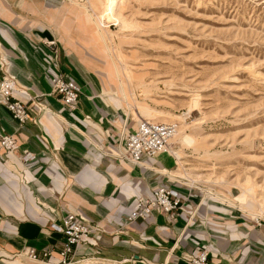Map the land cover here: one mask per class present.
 <instances>
[{
  "label": "crops",
  "instance_id": "0c3cea01",
  "mask_svg": "<svg viewBox=\"0 0 264 264\" xmlns=\"http://www.w3.org/2000/svg\"><path fill=\"white\" fill-rule=\"evenodd\" d=\"M66 11L65 0H0V78L14 76L13 95L31 112L20 126L0 106V135L15 140L10 151L0 147V264H43L19 257L26 248L50 250L46 262L59 263L65 237L54 222L68 212L104 229L90 234L95 246H78L79 263L187 264L205 248L208 264H264V218L192 188L173 154L143 157L142 165L116 156L134 117L85 62L93 64L80 53L88 41L74 27L75 11ZM51 71L79 85L74 109L52 92ZM158 185L186 198L183 209L172 216L154 209L147 220L126 223L136 199Z\"/></svg>",
  "mask_w": 264,
  "mask_h": 264
},
{
  "label": "rangeland",
  "instance_id": "374dc122",
  "mask_svg": "<svg viewBox=\"0 0 264 264\" xmlns=\"http://www.w3.org/2000/svg\"><path fill=\"white\" fill-rule=\"evenodd\" d=\"M65 1L66 15L75 11L74 27L88 41L80 53L93 64L85 62L96 66L106 94L126 109L114 70L98 59L108 61L106 45L125 66V78L133 76L135 104L128 111L134 124L146 119L190 127L191 142L176 149L173 138L162 151L176 156L183 181L241 202L248 215L264 205V0H114L124 24L106 18V44L93 18ZM89 1L99 16L102 0ZM144 108L156 112L146 117Z\"/></svg>",
  "mask_w": 264,
  "mask_h": 264
},
{
  "label": "built area",
  "instance_id": "2783aa9c",
  "mask_svg": "<svg viewBox=\"0 0 264 264\" xmlns=\"http://www.w3.org/2000/svg\"><path fill=\"white\" fill-rule=\"evenodd\" d=\"M46 44L53 48L55 41H46ZM54 50V49H53ZM51 90L61 97L62 101L69 109H74L81 94L80 87L72 79L60 73L51 71ZM14 76L4 71L0 78V106L5 107L12 115L13 119L21 126L31 119V112L26 102L16 98L13 92L16 88ZM176 132V125L173 123H163L146 119L136 120L135 130L126 134L118 145L116 156L133 165H142L143 157H153L157 153L164 151L169 143V139ZM123 141V143H122ZM122 143V144H121ZM15 146V140L8 134L0 135V147L5 151H10ZM186 198L182 199L180 194L164 185L156 186L150 195L139 196L135 202V209L126 216V223H131L136 219L147 220L154 209H161L170 216L175 211L182 210ZM261 220V218H255ZM65 240L59 252L61 259L59 263L76 260L75 254L80 244L96 245L90 234L94 231L103 232L104 229L85 220L82 216L68 212L59 222H54ZM50 250L37 252L34 249L26 248L18 256L33 262H46L50 256ZM132 263L138 258L130 257ZM187 264H208V251L200 249L197 254L187 260Z\"/></svg>",
  "mask_w": 264,
  "mask_h": 264
},
{
  "label": "bare ground",
  "instance_id": "6f19581e",
  "mask_svg": "<svg viewBox=\"0 0 264 264\" xmlns=\"http://www.w3.org/2000/svg\"><path fill=\"white\" fill-rule=\"evenodd\" d=\"M68 1L73 3V4L78 5L85 13L89 14V16L93 18L92 21L97 26V30L96 31L99 33V38L101 40H103L105 42V44H106V39H105V36H104V34L102 32V26L104 25V21L106 20V18H108V19L113 18L114 22H116V23H120L121 22L122 25L124 24L123 23V19L121 17H119L118 13L114 9V6H113L114 0H102V11L99 13V16H97V17H95V15H94L95 12L92 11L93 10L92 7H94V6H91V3H90L89 0H68ZM90 32H92V31H90ZM95 38H96L97 41H100V39H98V37H95ZM105 48H106V51L109 54L108 55V61H106L105 58H103V57H100V58L98 57V59L101 60V62L106 63V67L108 69L110 67L111 71L114 70L117 86H118L119 92H120V97L123 100V102L127 105L128 109H133L134 110V104H135L134 103V99L130 96V92H132V88L134 87V81H133L134 78L131 75V73H130L129 77L127 76L129 79L125 78V74H124V71H123V68L125 66L123 68L118 66V64L113 60L112 53L111 52L109 53L110 50L108 49L107 45L105 46ZM120 60L121 59H119V61ZM189 111H190V108H189L187 113H189ZM153 112H156V111L151 110L149 108H144V110L142 111V114L144 116H146V117H149ZM139 113H140V111H139ZM183 117H184V115L177 116V118L181 119V122H182L181 125L182 126H184V124H185V121H184ZM172 139H173L172 145H174L173 148H176V149L179 148V146L181 145V143L183 141L191 142L190 141V139H191L190 127L184 126V127L177 128V126H176V132L169 139L168 145L171 144V140ZM203 191L205 192V194L207 196L215 199V197H214V195L212 193H210L207 190H203ZM249 215H251L253 218H260L258 216L264 217V205L261 202H259L258 210L256 212L249 211ZM79 262H82V261L77 260V261H74V262H65V263H56V264H86V263H79ZM43 264H55V263L43 262Z\"/></svg>",
  "mask_w": 264,
  "mask_h": 264
}]
</instances>
